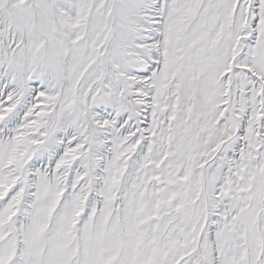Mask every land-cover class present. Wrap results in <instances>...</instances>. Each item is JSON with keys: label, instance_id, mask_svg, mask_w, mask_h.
<instances>
[{"label": "snow or ice", "instance_id": "snow-or-ice-1", "mask_svg": "<svg viewBox=\"0 0 264 264\" xmlns=\"http://www.w3.org/2000/svg\"><path fill=\"white\" fill-rule=\"evenodd\" d=\"M0 264H264V0H0Z\"/></svg>", "mask_w": 264, "mask_h": 264}]
</instances>
